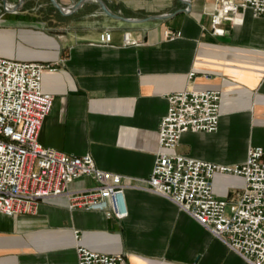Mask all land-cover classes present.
<instances>
[{
    "label": "crops",
    "instance_id": "crops-1",
    "mask_svg": "<svg viewBox=\"0 0 264 264\" xmlns=\"http://www.w3.org/2000/svg\"><path fill=\"white\" fill-rule=\"evenodd\" d=\"M56 1L69 13L50 0H26L17 11L2 4L0 57L54 69L42 78L54 106L39 141L89 154L101 170L121 175L128 217L70 211L66 197L42 202L35 214H0V264H78L79 246L123 254L127 264H248L172 201L140 188L164 152L159 128L171 94L221 92L218 131L185 133L178 154L235 166L250 147L264 148V18L241 10L235 25L214 32L222 0H102L135 22L107 15L97 0L76 11L82 0ZM167 30L182 36L169 41ZM105 32L109 43L101 41ZM95 186L87 176L71 190ZM213 186L216 197L234 204L245 181L217 173Z\"/></svg>",
    "mask_w": 264,
    "mask_h": 264
},
{
    "label": "built area",
    "instance_id": "built-area-1",
    "mask_svg": "<svg viewBox=\"0 0 264 264\" xmlns=\"http://www.w3.org/2000/svg\"><path fill=\"white\" fill-rule=\"evenodd\" d=\"M241 10L264 18V0H222L212 16L213 31L224 24L235 25ZM165 36L173 41L182 33L167 30ZM111 39L109 32L101 35L104 43ZM53 71L49 65L0 57V214H35L42 202L66 197L70 211L102 212L108 219L124 220L128 208L121 175L101 170L89 154L68 155L39 141L54 106V97L42 91V78ZM168 101L159 128L164 152L140 189L172 201L248 264H264V148L250 147L246 161L235 166L178 154L185 133L218 131L221 92L186 90L169 95ZM217 173L244 179L236 203L215 196ZM87 176L95 181L94 188L71 190L76 180ZM75 237L79 239L77 231ZM77 257L78 264H127L123 254H102L81 246Z\"/></svg>",
    "mask_w": 264,
    "mask_h": 264
},
{
    "label": "water",
    "instance_id": "water-1",
    "mask_svg": "<svg viewBox=\"0 0 264 264\" xmlns=\"http://www.w3.org/2000/svg\"><path fill=\"white\" fill-rule=\"evenodd\" d=\"M25 1H26V0H19V2H18L14 7H10L8 0H2V2H3V4H4V7H5L6 11H9V10H10V11H17L18 8L21 7L22 4H23ZM50 1H51L52 5H53L56 9H58L60 12H62V13H66V14L69 13V12H67V10H66L64 7H62V6H61L56 0H50ZM85 1H86V0H82V1H80V2L76 5V7H74L73 11H76L77 9H79L80 6L83 5V4L85 3ZM97 3L99 4V6L101 7V9H102L107 15H109V16L115 18V19H121V20H123V21H127V22H135V21H131V20H129V19H125V18L119 17V16H117V15L111 13V12L109 11V9L107 8V6L105 5V3H104L102 0H97Z\"/></svg>",
    "mask_w": 264,
    "mask_h": 264
},
{
    "label": "rangeland",
    "instance_id": "rangeland-1",
    "mask_svg": "<svg viewBox=\"0 0 264 264\" xmlns=\"http://www.w3.org/2000/svg\"><path fill=\"white\" fill-rule=\"evenodd\" d=\"M3 12V5H2V0H0V13Z\"/></svg>",
    "mask_w": 264,
    "mask_h": 264
},
{
    "label": "flooded vegetation",
    "instance_id": "flooded-vegetation-1",
    "mask_svg": "<svg viewBox=\"0 0 264 264\" xmlns=\"http://www.w3.org/2000/svg\"><path fill=\"white\" fill-rule=\"evenodd\" d=\"M2 4H3V2H2ZM4 5V4H3Z\"/></svg>",
    "mask_w": 264,
    "mask_h": 264
}]
</instances>
